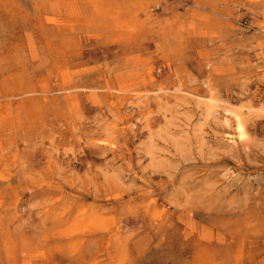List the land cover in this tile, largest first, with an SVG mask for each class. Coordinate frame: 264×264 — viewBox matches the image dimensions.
I'll return each instance as SVG.
<instances>
[{"label":"rangeland","instance_id":"374dc122","mask_svg":"<svg viewBox=\"0 0 264 264\" xmlns=\"http://www.w3.org/2000/svg\"><path fill=\"white\" fill-rule=\"evenodd\" d=\"M0 264H264V0H0Z\"/></svg>","mask_w":264,"mask_h":264},{"label":"bare ground","instance_id":"6f19581e","mask_svg":"<svg viewBox=\"0 0 264 264\" xmlns=\"http://www.w3.org/2000/svg\"><path fill=\"white\" fill-rule=\"evenodd\" d=\"M235 116V115H234ZM238 117V116H237ZM236 119V118H235ZM236 125V129H237V133H238V137H240V139L243 137V135H244V130H243V126H242V124L239 122V121H237V124H235Z\"/></svg>","mask_w":264,"mask_h":264}]
</instances>
